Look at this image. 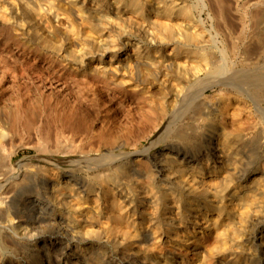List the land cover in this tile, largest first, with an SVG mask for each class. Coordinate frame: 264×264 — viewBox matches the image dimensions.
<instances>
[{"label":"bare ground","instance_id":"obj_1","mask_svg":"<svg viewBox=\"0 0 264 264\" xmlns=\"http://www.w3.org/2000/svg\"><path fill=\"white\" fill-rule=\"evenodd\" d=\"M159 2L0 0V21L11 25L15 41L25 46L30 40L37 44L33 48L50 50L58 57L70 44L65 61L69 58L79 70L86 66L89 71L83 73L109 82L108 87L142 95L149 105L146 117L154 122L155 140L168 141L147 158L151 169L146 173L145 151L124 152L121 143L96 150L74 142L65 130L44 131L40 138L47 154L36 157V166L24 169L28 158L14 162V155L3 154V147L20 133L25 113L16 111L8 124L0 123V259L6 255L1 246L13 252L5 264H56L60 255L67 254L66 264H72L80 248L64 245V235L71 237L72 244L80 238L94 239L99 245L106 242L124 260L141 264H254L256 260L264 264V161L256 162L253 155L264 149V74L257 70L256 60L238 59L236 46L222 48L221 42H212L214 48L210 43L211 52H205L209 46L202 42L208 39L185 0ZM6 3L15 11L14 19ZM148 5L155 9L148 11ZM123 22L136 25L150 44L142 46L125 33L111 37L113 28H123ZM85 44L96 45L97 52L83 53ZM161 77L170 90L164 97ZM216 89L218 94L208 95ZM235 100L250 102L252 114L263 116V124L249 122L255 135L242 132V125L231 128L229 118L240 110L231 112ZM81 174H93L92 180L99 184L91 185ZM32 176L38 177L44 192L26 195L15 204L12 191ZM20 210L38 226L37 210L38 222L44 221L58 234L48 237L50 241L37 236L27 219L13 217ZM8 228L13 232L8 234ZM88 250L80 255L85 264Z\"/></svg>","mask_w":264,"mask_h":264},{"label":"rangeland","instance_id":"obj_2","mask_svg":"<svg viewBox=\"0 0 264 264\" xmlns=\"http://www.w3.org/2000/svg\"><path fill=\"white\" fill-rule=\"evenodd\" d=\"M159 1L162 2V0H154V3ZM185 1L186 6L191 10V13L193 12V20L197 21L200 24L199 27L202 26L204 30L203 32L206 36L205 38L208 39V42L202 43L204 45H208L209 50L211 46H213L211 47L213 49L214 44L217 45L216 42L218 41L221 42L219 44L221 47L224 45L228 46V48L236 46L238 59H243L244 61L246 59L256 60L257 64H255V66L257 65V70H259L261 74H264V0ZM160 4L161 8H163V2ZM203 5H205L204 10H202ZM6 7L12 12L10 14L12 18L15 17V14L13 13L15 11L12 8H9L10 6L8 4ZM147 7L151 8L147 9L148 11L155 9V6L153 5H148ZM11 21L13 22L12 19ZM123 23V28H113L111 37L117 38L121 34L125 33L129 35V39L131 41L142 46H146V43H148L149 40L144 38V34L141 31L133 27L136 25L129 24L128 22ZM13 36L14 33L11 25H6L4 22L2 23V21H0V123H2L4 120H7L3 122V124H8V121H10V116L20 110L25 113L22 119L24 120L23 122L25 124H20L29 128H24L21 127L22 125H20L18 129V133H20L9 138L3 147V154H13L14 162L28 158L26 161H24L25 163L23 167L24 169H28L29 167L32 168L37 165V158L39 156L47 154V151L45 153V150L42 146L43 140L40 138V133L44 131L55 133L62 129L61 131L65 130V132L63 131L64 134L66 132L67 134L70 132V137H74V142H81L83 143V146L86 147L93 146L96 150L108 147L112 148L111 145L115 143H121L120 148L124 152H132L135 154L139 151H145L146 158L144 159L145 161L143 162L142 169L148 173L150 163L147 162V158L161 151L168 144V141L166 140L167 138L164 137L155 140L157 134L154 128V122L152 121L151 123L146 117L147 113H149V105L147 100L142 95L140 96L139 94L129 90L115 87L113 85L108 87L110 84L109 82H105L104 84L103 81H97L95 78L93 79V76H90V73L85 74L82 72L83 70H85L84 72H86V70L87 72L89 71V69H86V66L80 68L79 70V67H73L69 58H67L68 60L66 59V62L64 55L68 57L69 53L67 50L71 51V49L67 48H69L70 44H65L66 48L63 51L65 54L62 53L63 55L58 57L56 53H53L50 50L33 48L37 44H30V40L25 42V46H22L18 43V41H15ZM106 37L107 36H104V38ZM148 44H150V42ZM31 45L33 46L31 47ZM85 45H81L82 48L80 46L78 47L79 49L81 48L82 51H85L83 53H88L90 56L94 51L97 52L96 48L98 47H96V45H94L96 48L93 45ZM148 46L150 47V45ZM88 48H90V50ZM162 48L165 50L164 47ZM36 49L39 51H36ZM202 51L204 52V50ZM205 52L209 53L211 50ZM33 53L35 54L33 55ZM245 53H248V55ZM257 57L259 59H256ZM258 66H262V68H259ZM53 68L55 70H53ZM75 68H77V70H75ZM79 75H81V77ZM84 78L88 79L86 80ZM162 80H164V78L161 77L159 82L162 86L159 84L158 85L162 88L164 97L170 92V90L167 84H165ZM219 92L220 91L217 89L209 90L208 95L215 96ZM159 94L160 91L156 89L154 94L156 100L160 98ZM19 100H21V102ZM22 104L24 106H22ZM34 106L37 107L33 108ZM233 107L231 108V112H235V108H238V110H240L237 112V114L240 116L237 115L235 117L232 116L233 118H229L230 123H232L231 128L240 127L241 129L242 125L243 127L245 126V130L242 132H245L247 135H255L256 131L254 132L251 128H249V122L250 124H257L258 122L260 123L263 116L252 114V104L244 100H235ZM30 114H35L38 116L36 117ZM50 116L52 117L51 119ZM68 118H71V121H69ZM262 121L264 122V120ZM56 122L59 125H57ZM263 122L261 123L263 124ZM36 124L38 126H36ZM45 126L48 128L46 129ZM68 128L69 130H67ZM71 133H74V136ZM121 149H119L117 152L121 151ZM250 149L246 151H249ZM261 149L260 154H253L255 155L254 157L256 159L254 158V160H256V162L258 159H262L264 161V158H262L264 157V149ZM84 176L88 177L91 185L97 186L99 184L97 180H92L93 178L91 176H93V174L90 176H87V174H81V177ZM130 190L132 193H134L133 188ZM12 192L13 197L11 200L15 201V204H17L24 200L26 195L33 197L35 194H39L40 192L42 193L44 191L42 189V183L39 181L38 177L32 176L28 178L24 184H22L19 188H15ZM45 202L47 204L49 203V201ZM48 206L50 207V205ZM18 207L19 206H17L15 209ZM13 217L16 218L17 221L27 219L26 222H30V228L36 227V230H33V232L39 237L44 238L46 236L47 239H49L55 237L58 234L55 232L56 229L45 226L44 221L40 220V223L38 222L37 210L35 211V217L38 226L35 224L36 222L31 221V218L27 217V215L23 213L22 210L18 211L17 214H14ZM81 230L82 226L77 231ZM6 232L10 234L13 231L8 228ZM79 240L80 241L77 244H72L71 237L67 235H64L63 237L64 245L71 244L70 249L74 250L75 247L80 248L79 256H77V258H72V264H85L82 262L80 255L84 256L86 249H89L86 255V258H89L88 264H141L140 262L128 258L124 260L121 255L115 254L113 247L106 242L99 245L98 241L95 242L94 239L84 240L80 238ZM94 245L98 246L93 247ZM1 247L4 248L6 255L2 256V259H0V264H5V261L7 260L6 258L11 256L13 252L5 249L4 246ZM34 248L31 247L32 250ZM89 253H91V255H89ZM68 256V254L63 257L60 255V260L56 264H66ZM254 264H258L257 260L254 262Z\"/></svg>","mask_w":264,"mask_h":264}]
</instances>
